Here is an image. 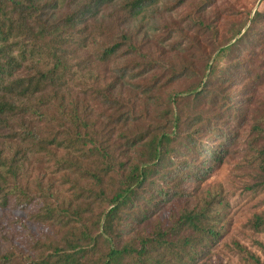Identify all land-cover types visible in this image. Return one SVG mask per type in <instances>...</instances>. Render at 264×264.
Segmentation results:
<instances>
[{"label":"trees","instance_id":"trees-1","mask_svg":"<svg viewBox=\"0 0 264 264\" xmlns=\"http://www.w3.org/2000/svg\"><path fill=\"white\" fill-rule=\"evenodd\" d=\"M210 1L0 0V211L46 228L22 249L0 225V264H201L218 246L222 200L194 192L246 127L264 188V15L209 56Z\"/></svg>","mask_w":264,"mask_h":264},{"label":"rangeland","instance_id":"rangeland-1","mask_svg":"<svg viewBox=\"0 0 264 264\" xmlns=\"http://www.w3.org/2000/svg\"><path fill=\"white\" fill-rule=\"evenodd\" d=\"M171 4L172 1L166 6L170 7ZM198 4L199 2L193 1L172 15H164L160 26L183 29L181 22L183 24L185 16L196 12ZM256 11L264 15V0H211L210 8L206 12L200 11V14L202 20L211 25L215 37L203 34V26L196 31L199 51L207 49L209 56L215 54L217 48L225 46L231 36L247 22L249 12L252 17ZM246 59L247 57H243L240 61L245 62ZM175 61L177 62V59ZM225 64L226 62L222 63L223 66ZM246 131L248 132L247 127ZM247 132L244 131L241 140L233 144L223 165L215 169L194 192L198 201L207 197H218L222 200L220 226L224 231L218 246L201 264H246L237 254V246L246 249L259 259L260 264H264V233L253 229L254 219L264 215V188H255L258 182V148L252 143V139L248 138ZM168 210L169 207L162 213L167 214ZM35 211L36 207L26 212L11 209L0 211V225L4 228V233L22 249L27 248L29 241L40 238L46 232L45 227L30 220Z\"/></svg>","mask_w":264,"mask_h":264}]
</instances>
